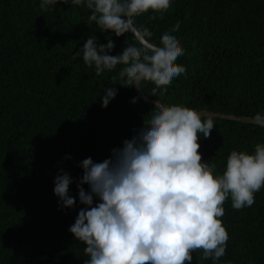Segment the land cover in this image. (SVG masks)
I'll use <instances>...</instances> for the list:
<instances>
[{
  "label": "trees",
  "instance_id": "16d2710c",
  "mask_svg": "<svg viewBox=\"0 0 264 264\" xmlns=\"http://www.w3.org/2000/svg\"><path fill=\"white\" fill-rule=\"evenodd\" d=\"M90 14L86 6L57 3L42 11L40 0H0V264H84L86 245L69 231L87 207L78 196L80 162L109 158L155 111L134 86L112 84L123 65L97 76L82 56L72 58L93 36L98 44L114 41L111 55L140 46L132 33L117 37L88 25ZM135 21L153 33L150 42L159 45L169 32L185 49L176 63L186 73L163 96H153L155 85L142 82L146 97L197 111L264 114V0H172L162 18L150 10ZM178 21L179 30L171 32ZM108 87L117 95L102 107ZM212 119L215 127L210 138L201 134L199 151L217 165L216 174L232 150L251 154L256 143L264 144V128ZM61 170L73 179V208L60 207L53 191ZM224 208L225 255L201 261L197 251L191 264H264V187L251 207L236 210L229 197Z\"/></svg>",
  "mask_w": 264,
  "mask_h": 264
},
{
  "label": "clouds",
  "instance_id": "9594fccd",
  "mask_svg": "<svg viewBox=\"0 0 264 264\" xmlns=\"http://www.w3.org/2000/svg\"><path fill=\"white\" fill-rule=\"evenodd\" d=\"M57 3L86 6L91 12L88 25L95 22L101 32L117 37L132 33L138 39L139 47L127 45L111 55L115 44L110 37L106 44H98L96 36L87 38L72 58L82 56L85 65L95 66L97 76L123 65L119 82L113 77L112 84L141 89L142 82H152V95L163 96L174 78L186 73V67L176 63L185 53L179 38L165 32L157 45L150 42L153 33L135 21L150 10L162 18L172 0H40V8L48 11ZM179 27L178 21L170 31ZM104 93L101 106L107 107L117 89L108 87ZM153 109L148 126L144 122L134 130L109 158L80 162L78 196L87 207L80 208L69 231L86 245L84 264H191L197 251L201 261H219L229 240L221 219L226 200L230 197L236 210L251 207L255 193L264 187V144L256 143L251 154L232 150L225 170L216 174L217 165L205 161L199 151L200 136L210 138L213 119L158 99ZM252 122L264 128V114L256 113ZM72 183L63 170L54 178L53 191L62 208L76 204L69 195Z\"/></svg>",
  "mask_w": 264,
  "mask_h": 264
},
{
  "label": "water",
  "instance_id": "95a60500",
  "mask_svg": "<svg viewBox=\"0 0 264 264\" xmlns=\"http://www.w3.org/2000/svg\"><path fill=\"white\" fill-rule=\"evenodd\" d=\"M136 38V37H135ZM137 39V38H136ZM138 40V39H137ZM139 42V41H138ZM134 91L135 94L144 102L150 105H155L157 100H153L149 97H146L139 88L134 86ZM198 112H202L205 114L204 117H211V118H220V119H225V120H233V121H238V122H243V123H250V124H255L252 122L251 117H243V116H234V115H228V114H220V113H215L207 110H199ZM256 125V124H255Z\"/></svg>",
  "mask_w": 264,
  "mask_h": 264
}]
</instances>
